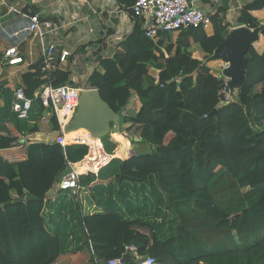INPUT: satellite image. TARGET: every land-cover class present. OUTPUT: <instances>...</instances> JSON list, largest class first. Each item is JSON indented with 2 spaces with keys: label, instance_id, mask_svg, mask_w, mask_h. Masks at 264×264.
<instances>
[{
  "label": "trees",
  "instance_id": "trees-1",
  "mask_svg": "<svg viewBox=\"0 0 264 264\" xmlns=\"http://www.w3.org/2000/svg\"><path fill=\"white\" fill-rule=\"evenodd\" d=\"M135 1L126 2L137 20L133 32L98 62L86 85L98 89L120 114L121 130L151 150L132 155L130 144L122 158L120 147L97 174H82V190L104 186L103 195L93 194L101 211L84 213L80 201L65 202L63 196L57 211L66 207L71 214L67 220L62 215L56 230L47 224V194L70 171V162L88 154V145L64 149L39 141L30 143L24 157L0 158V264H54L82 247L90 254L87 264H107L124 257L129 245L137 247L141 259L131 255L127 264H142L147 257L155 264H264V51L250 47L238 101L223 104V78L205 62L230 32L220 16H211L212 35L190 27L175 43L170 32L155 42L132 12ZM263 8L264 0L246 4L239 25L258 27L251 11ZM193 44L205 53L203 60L193 57ZM42 65L22 75L33 102L30 119L12 111V100L3 110L1 120L23 137L43 126L46 108L35 98L48 81ZM152 66L161 69L159 81L150 73ZM69 76L57 68L50 81L63 85ZM134 94L141 106L127 116ZM48 129L59 130L55 116ZM19 140L0 123V149L15 147ZM102 142L111 155L119 146L110 134Z\"/></svg>",
  "mask_w": 264,
  "mask_h": 264
},
{
  "label": "crops",
  "instance_id": "crops-1",
  "mask_svg": "<svg viewBox=\"0 0 264 264\" xmlns=\"http://www.w3.org/2000/svg\"><path fill=\"white\" fill-rule=\"evenodd\" d=\"M251 1L191 0L190 3L207 15H219L224 25L231 31L233 28L240 26L238 23L240 12ZM126 2L127 0H0V56L5 50L16 47L24 59L22 64L0 66V123L7 125L14 136L20 134L13 124L1 120L5 119L3 110L8 100H12L13 103L14 90L17 87L23 86L22 75L29 70L34 71L32 66L36 63L40 61L43 63L42 43L40 39L33 38L28 33L29 19L25 15L38 14L41 19L50 21L58 26L55 33L46 36L45 42L46 44L54 43L57 46L58 56L64 50L71 52L66 62L57 61V68L70 73L69 80L66 83H70L71 77L76 76L79 85H84L87 83L92 71L98 67L99 61H97V57L99 55L103 57L112 56L116 46L133 32L137 20L132 16L130 5ZM12 8H17L21 12L12 11ZM251 15L260 23H264V8L251 11ZM206 32L212 35L214 33V26L212 25L207 28ZM179 34L180 31L170 32L174 43ZM254 46L259 53L264 51L263 35H261V39ZM162 48L165 49L166 46ZM97 50L98 53L96 54ZM191 50L193 51V57L199 60L204 59L205 53L198 44H193ZM221 64L222 61H211L208 63L212 73H216ZM156 71H161V69L156 66L150 67L151 74H154ZM133 101L135 105L132 104ZM133 101L127 107L129 114L132 113L130 108L137 111L141 106L138 98ZM43 132L50 133L51 131ZM132 137L139 138L137 136ZM23 138L24 140H19V144L15 147L0 149V158L5 156L24 157L30 143L41 141L37 139L31 140L28 136ZM139 142H142V140H133L132 145H135L137 149L139 145L137 143ZM132 145L131 148L133 149ZM136 149L132 151L137 153ZM149 150H151V146ZM100 156L101 159L93 160V163H100L102 165L104 162H107L102 160L103 156L104 158L108 157L102 155L101 150ZM110 156L112 158L115 157L114 155ZM58 185L59 182L47 194L48 205L45 214L49 213L57 216L56 211L61 206V194L63 192H69L73 196L75 194L70 190H61ZM95 185L98 187L93 189ZM103 185H108V183ZM103 187L102 183H96L89 191L80 189L78 193L84 196L89 192H91L90 196H93V194L101 195ZM86 202L89 204L88 210L91 213L101 211V209L98 210L94 197L86 199ZM94 208L96 209L94 210ZM64 210L65 208L62 209V212ZM57 217L60 221L62 214ZM59 221L55 223L58 224ZM72 248H74V245H72ZM89 258L88 249L82 247L75 253L69 252L64 258L54 264H87Z\"/></svg>",
  "mask_w": 264,
  "mask_h": 264
},
{
  "label": "built area",
  "instance_id": "built-area-1",
  "mask_svg": "<svg viewBox=\"0 0 264 264\" xmlns=\"http://www.w3.org/2000/svg\"><path fill=\"white\" fill-rule=\"evenodd\" d=\"M3 1V0H2ZM134 16L142 20L143 30L148 38L153 41L160 39L161 33H169L175 31H182L190 27H202L209 28L212 26V19L210 15H207L202 10L194 7L187 0H136L131 6ZM12 11L20 13L17 8H12ZM29 19V25L27 27L28 33L33 38L40 39L43 47L42 54V70L45 72L43 76L48 80L46 84H43L40 89L35 92V98H39L46 108L44 115L41 117L40 124L48 125L50 119L55 116L58 121L60 135L55 139V142L60 144L64 149L73 144H86L88 145V154L77 163H69L70 171L59 182L58 187L61 190H72L74 193H78L81 189L80 177L87 172H93L97 174L99 170L106 166L113 158L111 154L107 153L102 140L96 139L87 130H80L77 132L69 133L65 130L71 125L75 119L81 93L89 87L79 85L77 77L72 76L71 82L63 85L55 86L50 81V73L54 69H57V61L66 62L71 52L64 50L61 55L58 56L57 46L54 43L46 44V36L51 33H55L58 26L54 23L43 20L38 14L25 15ZM87 51V50H86ZM24 59L20 55L19 50L16 47L5 50L0 56V66H12L22 64ZM228 67L227 63L222 62L219 70L214 73L215 76L223 78V87L220 95L222 96V103L229 104L233 102L231 97V90L229 87V78L223 75V70ZM160 71L152 74L157 81H159ZM46 80V81H47ZM179 81V78H177ZM137 95H133L131 101L137 99ZM130 101V102H131ZM32 99H30L23 86L17 87L14 90V100L12 103V110L21 119H30L32 110ZM130 105V104H129ZM81 132V134H77ZM21 140H24L21 134L18 135ZM100 142L101 149L104 154L109 155L110 159L104 162L97 169L88 168L84 162L89 158H95L98 160L96 150L92 147L93 144ZM100 149V150H101ZM127 252L130 255L140 260L141 257L137 253V247L129 245L126 247ZM155 260L152 257L143 259L142 264H155ZM107 264H127L123 261V257L116 258L108 261Z\"/></svg>",
  "mask_w": 264,
  "mask_h": 264
},
{
  "label": "water",
  "instance_id": "water-1",
  "mask_svg": "<svg viewBox=\"0 0 264 264\" xmlns=\"http://www.w3.org/2000/svg\"><path fill=\"white\" fill-rule=\"evenodd\" d=\"M191 2V0H187ZM264 23L256 28L247 25H240L233 28L223 42H221L205 62L222 61L228 64L223 70V75L229 78V87L233 102L238 101L239 91L247 81L248 60L246 54L250 47L254 46L263 35ZM103 59L102 55L97 57V61ZM121 127V116L116 113L111 106L103 100L101 94L96 88L84 90L79 99V107L75 119L66 132L73 133L80 130H87L96 139L109 134L119 133ZM60 135V130L46 133L43 131L28 135L31 140L37 139L43 142H55L56 137ZM135 141H141L140 138L130 137ZM133 155V154H132ZM1 207L3 204L0 205ZM131 255L125 254L123 261L126 262Z\"/></svg>",
  "mask_w": 264,
  "mask_h": 264
},
{
  "label": "rangeland",
  "instance_id": "rangeland-1",
  "mask_svg": "<svg viewBox=\"0 0 264 264\" xmlns=\"http://www.w3.org/2000/svg\"><path fill=\"white\" fill-rule=\"evenodd\" d=\"M259 47V46H258ZM259 49V48H258ZM96 69V68H95ZM156 73V72H155ZM133 105H135V102L133 101V103H132ZM133 108H130V111H132V113L131 114H134L135 113V109H133ZM119 114V113H118ZM122 114H124V112H122ZM126 115L128 114L129 115V111H127L126 113H125ZM127 115V116H128ZM127 125H129V124H125L124 125V127H126ZM122 129V127H120V131H119V133L121 134V135H123L124 137H126L129 141H130V144L132 145L133 143V141H132V139L130 138V137H132V136H130V135H128L124 130H121ZM41 131H49V129H48V125H43L42 126V129H41ZM110 137H111V139L113 140V141H117L116 139H115V137H114V134L113 133H111L110 134ZM137 144H139L138 145V148L136 149L135 148V145H132L133 146V149H136L135 151L137 152V153H146V152H148V149L150 148V145L149 144H147V143H145V144H143L142 142H139V143H137ZM121 147V144H120V146H119V148ZM132 149V148H131ZM132 149V150H133ZM130 151L132 154H136L135 152H133V151ZM116 151L114 152V156L116 155ZM68 190V189H67ZM53 191H55V190H53ZM70 191H72V190H70ZM74 193V192H73ZM90 193L91 192H89V193H87L85 196L82 194L81 195V193H75L74 194V196L73 195H71L69 192H63L62 194H61V196L60 197H63V196H65V202H67V201H70V202H72V201H74V200H77V201H80L81 203H82V209H83V212L84 213H88V212H90L89 210H88V208H89V204H87V202H86V199H90V198H93L94 196H90ZM104 193H103V191H102V194L101 195H103ZM106 194V193H105ZM101 195H98V196H101ZM146 196H149V193H147V194H145ZM140 196H143V195H140ZM135 197H137V196H135ZM141 201V199H136L135 201ZM134 202V201H133ZM132 202V203H133ZM65 208V210L62 212V213H60V212H58V211H56V214H57V216H59L60 214H62L63 216H64V219L65 220H67V218L68 217H70V214H71V211H70V208L69 209H66V207H64ZM63 208V209H64ZM96 208H94V210H95ZM99 209H101L100 208V205L98 206V210ZM54 214H46V220H47V224H48V226L50 225H52L53 226V228H54V230H56V229H60L61 228V223L60 222H62V221H60V222H58V224H56L55 222H57V221H59V219H58V217L56 216V215H54ZM55 216H56V219H55ZM127 254V253H126ZM64 258V257H63Z\"/></svg>",
  "mask_w": 264,
  "mask_h": 264
},
{
  "label": "bare ground",
  "instance_id": "bare-ground-1",
  "mask_svg": "<svg viewBox=\"0 0 264 264\" xmlns=\"http://www.w3.org/2000/svg\"><path fill=\"white\" fill-rule=\"evenodd\" d=\"M114 137L115 139L121 144V151H120V156L122 158H127L128 156V149H129V146H130V141L124 137L123 135H121L120 133H115L114 134ZM95 150H96V155L97 157H100L98 160L101 159V156H100V147H101V144L100 142L98 141L97 143L93 144L92 146ZM93 160H95V158H92V159H89V160H86L84 163V165L88 168H95L97 169L101 164H96V163H93Z\"/></svg>",
  "mask_w": 264,
  "mask_h": 264
}]
</instances>
